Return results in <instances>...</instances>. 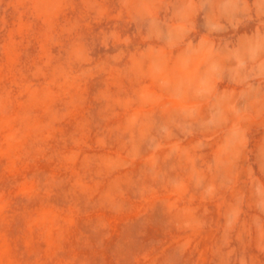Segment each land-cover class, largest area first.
I'll use <instances>...</instances> for the list:
<instances>
[{
	"label": "clouds",
	"instance_id": "1",
	"mask_svg": "<svg viewBox=\"0 0 264 264\" xmlns=\"http://www.w3.org/2000/svg\"><path fill=\"white\" fill-rule=\"evenodd\" d=\"M82 220L101 250L161 224L171 243L132 264H178L208 234L204 264H261L264 0H0V246L91 264Z\"/></svg>",
	"mask_w": 264,
	"mask_h": 264
},
{
	"label": "rangeland",
	"instance_id": "2",
	"mask_svg": "<svg viewBox=\"0 0 264 264\" xmlns=\"http://www.w3.org/2000/svg\"><path fill=\"white\" fill-rule=\"evenodd\" d=\"M36 51L35 44L31 49H29V52L34 54ZM11 59V58H10ZM97 87H102V78H98L96 81H93L89 85V97L95 93ZM66 130L71 131V124H66ZM40 167L44 171H48L50 168V165H46L44 163H41ZM67 186H65L66 190ZM53 203H56L57 205L63 206L64 201V194L63 192H58L52 199ZM17 205L20 207H23V201L17 200ZM44 217H50L52 213L49 210H45V212L42 214ZM213 216H215V211L213 210L212 213ZM72 216L71 215H65L64 221L66 222L67 226H70L72 224ZM115 225V221L113 222ZM122 226L117 227V232L114 233L113 238L111 240L105 241L103 249H96L95 248V242L98 237L92 236L89 233V229L82 220L78 225V231H83L86 234L89 235V238L92 241L93 248L92 249H84V248H77V251L83 255H87L90 259L91 264H132V255L142 253L143 251H147L149 248L155 247L156 251L159 252L160 248L163 247V244H157L158 241H163L166 244L171 243V235L166 233L163 229L162 225L159 223H153L150 226L146 228V234L142 237H138L136 241L132 244H126L125 240L127 238V235L130 233H125L121 231ZM23 229V222L21 219H17L16 223L13 224L9 235L12 237L16 244V251L19 255L20 253L24 252V244L29 245V250L32 248V239L29 235H25L23 238V235L21 233V230ZM210 236L211 234H208L207 236L201 237L199 248L196 252H193L191 254H185V256L178 262V264H196L198 256H200L199 261H197V264H204V260L206 259V246L210 242ZM16 237H20L19 239H16ZM51 243V241H50ZM75 245V240L73 239L69 244L65 245V252L61 253L60 255H67L69 254L70 248ZM123 245V246H121ZM41 248H43V245H40ZM55 250V246H53L52 251ZM172 248L169 247L167 249V252H171ZM249 251L257 255L259 257V260L261 264H264V254L256 253L254 248L249 249ZM14 249L10 245L0 246V264H15L14 262ZM50 254V253H49ZM155 253H153L154 255ZM163 257H161V261L158 262V264H162ZM139 264H153V258L148 257L145 260H141ZM208 264H211V258H208Z\"/></svg>",
	"mask_w": 264,
	"mask_h": 264
}]
</instances>
